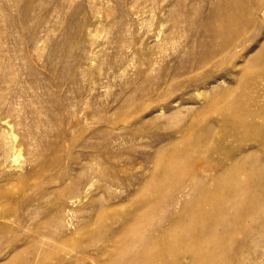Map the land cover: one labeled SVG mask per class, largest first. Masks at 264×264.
<instances>
[{
    "label": "rangeland",
    "instance_id": "obj_1",
    "mask_svg": "<svg viewBox=\"0 0 264 264\" xmlns=\"http://www.w3.org/2000/svg\"><path fill=\"white\" fill-rule=\"evenodd\" d=\"M218 1L0 0V264L187 263L192 179L209 208L222 165L264 164V23L211 56Z\"/></svg>",
    "mask_w": 264,
    "mask_h": 264
},
{
    "label": "bare ground",
    "instance_id": "obj_2",
    "mask_svg": "<svg viewBox=\"0 0 264 264\" xmlns=\"http://www.w3.org/2000/svg\"><path fill=\"white\" fill-rule=\"evenodd\" d=\"M207 16H208V20H206L207 22H206V26L204 29H207L209 31V33L212 34L213 38H216V40H219L218 48H216L217 50L211 51L212 53L209 55L215 56L218 53V55L224 54L225 56L231 57L235 54V49L240 44L237 42H239L240 38H243L242 35H241V37L240 36L238 37V35L242 32V30H247V29L249 30L250 29L251 31L256 30L255 32H258L259 28H256L257 22H259L261 25L264 23V0H219L216 3V5L214 6V8L212 9L211 14L207 15ZM200 27H201V25H200ZM201 28H203V26ZM260 28H261V26H260ZM262 28H263V26H262ZM246 32H248V31H246ZM255 32H253V33H255ZM230 33H232V34L234 33L238 37V38L236 37L238 39L237 41H234L232 39L234 41L233 42L234 44L232 42L231 43L228 42L229 40L231 41L230 37L227 36V34L229 35ZM227 37L229 38L228 40H227ZM253 37H254V34H253ZM231 38H233V35ZM261 42H263V41H261ZM257 44L259 45V43H257ZM216 46H217V43H216ZM203 47H205V46H203ZM198 51H199V49H198ZM206 52L210 53L208 50ZM218 55L216 56V58L218 57ZM200 56H202V55H200ZM200 56H199V58H200ZM205 58H208V57H205ZM205 58H203L204 61H205ZM198 60L200 61V59H198ZM204 61L202 62V65H200L201 68L203 67V65L208 60H206L205 62ZM207 63H211V62H207ZM200 64H201V62H200ZM190 65H192V64H190ZM204 66H206V65H204ZM196 68L197 69L200 68L198 66V63H197ZM261 68H263V66H261ZM253 94H256V93H253ZM254 96H256V95H254ZM251 98H254V97L252 96ZM254 99H256V98H254ZM254 103H253V105L257 104V102L255 104ZM249 112L251 114L252 110H250ZM252 125L253 124H251V126ZM236 126L237 125H235L234 127H236ZM209 127H211V125ZM243 129H244V126H243ZM246 131H247V129H246ZM248 135H250V134H248ZM245 136H246V134H245ZM261 138H262V136H261ZM259 141L260 140H258V142ZM263 142L264 141L261 142L262 146L264 145ZM255 143H256V141L253 143V145ZM5 147H6L5 150H10V149L13 150L12 145L10 146L8 144ZM0 148H1V146H0ZM261 150H263V149L261 148ZM9 152H11V151H9ZM5 153H7V152L5 151ZM255 153L257 154V152H255ZM228 154H230V153H228ZM1 155H2V153H1ZM8 155H9V153H8ZM5 156H7V155H5ZM242 156H244V155H241V157ZM255 157H257V156H255ZM258 157H260V155ZM247 158H249V157H247ZM247 158L242 157L239 159H233L229 164L226 163V165H224V166L222 165L221 168L224 170L225 175L221 176V177H216L217 178L216 180H214V179H212V180H214V183H216V186L218 188H221L222 190H224V192L220 193V195L212 196V200H213V206L212 207L204 208V209H201V208L198 209L197 205H195L196 203L194 204L192 202L195 199V197L197 195V191L199 189V179L198 178L192 179L193 190L191 192V195L195 194V196H194V199L192 201L188 202L187 205H189L188 206L189 209L192 210V214L194 216L193 217L194 222L198 223L199 226L193 232V236H194L195 240H193V241L190 240L188 236H186V237L184 236V237L179 238V240L183 241V243L179 242L183 245V247H181L176 253L180 257L187 255L188 261L186 264H252V263L259 261L257 259H255L253 261V259L256 258V256H261L260 251H264V164H262V162H260V163L257 162L255 159H247ZM15 159L16 158H14V160ZM8 161H9V159H8ZM3 162H5V161H3ZM45 165H47V164L45 163ZM159 168L161 171V178H164L166 176L165 175V173H166L165 166H163V167L160 166ZM40 171H42V170H40ZM211 172L213 173L212 170H211ZM183 174L187 175L188 171L185 170L183 172ZM214 174H216V173H214ZM38 175H39V172L37 171L36 176H38ZM21 176H23V175H21ZM21 176L19 175L20 178H21ZM28 178H30V177L28 176ZM31 179H32V177H31ZM169 180H170L169 178H165V179L161 180L160 185L162 187L159 191H156L154 194L156 201L161 206L165 205L168 202L166 197L168 195H170V187H169L170 181ZM200 197L203 198L204 194L201 193ZM233 204H236V206H238V208H236V206L231 207V205H233ZM190 206H191V208H190ZM183 212H185V211L183 210ZM60 213H62V212H60ZM134 214L135 213H132L131 217ZM59 215H62V214H59ZM125 222H126V220H125ZM49 223L50 224H48V222H46V223H44V225H47V227H48V225L50 226L52 222H49ZM124 223L119 228V234H121L123 232ZM37 228H39V227H37ZM158 228H159V226L149 225V233L155 232ZM21 230H22V228H21ZM225 234H231V235H230V237L229 236L225 237ZM238 237L240 239L238 241H235V239ZM173 240L174 239H172V241ZM255 244H260V246L262 247L261 248L262 250L259 249L260 253L258 251L255 252V257H253V259H252V256L249 257L248 252L251 250V248H253V245H255ZM234 248H236V249H234ZM234 250H235V252H234ZM253 250L255 251L256 249H253ZM33 252L36 253V249ZM251 253H253V251ZM130 254L131 255L129 256V258L127 260H124L123 257H120V258L116 259L115 261L110 262V264H151V262L147 260V255L141 249H139L138 251H135L133 253H130ZM259 258H261V257H259ZM262 258L264 260V256ZM80 260L85 261V258L83 257ZM260 261L257 262L256 264L261 263ZM26 262H28V261H26ZM26 262H25V264H27Z\"/></svg>",
    "mask_w": 264,
    "mask_h": 264
}]
</instances>
